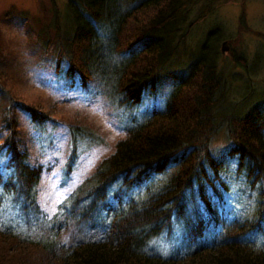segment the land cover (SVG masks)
I'll return each instance as SVG.
<instances>
[{
	"label": "trees",
	"instance_id": "trees-1",
	"mask_svg": "<svg viewBox=\"0 0 264 264\" xmlns=\"http://www.w3.org/2000/svg\"><path fill=\"white\" fill-rule=\"evenodd\" d=\"M197 7L205 10L191 18ZM212 9L206 0H66L67 20L65 13L57 14L49 25L51 37L47 27L40 28L38 44L53 51L67 68L66 76L79 79L85 88L95 85V91L120 108L139 102L146 89L160 85L163 73L170 74V88L175 89L163 109L125 129L114 150L50 217L42 215L38 203L43 166L24 163L9 117L19 124L21 110L39 125L55 120L12 99V109L3 112L4 129L10 133L2 146L15 155L10 160L16 180L9 187L21 197L24 210L17 228L0 225V264H264L263 103L226 113L229 149L224 156L238 159V173L257 191L250 216L229 220L215 212L188 226L182 240L192 232L193 240L202 244L185 253L163 255L150 246L152 238L173 227L175 217L186 215L189 195L207 196L205 182L212 183L207 166L218 171L226 159L216 157L212 148L224 115L220 110L230 99L228 74L218 62L221 34L209 33L187 71L177 72L181 79L176 87V75L168 71L191 29ZM64 81L70 89L64 77L58 83ZM75 122L80 121L68 125L70 132L77 126L79 136L91 135L86 125ZM168 168L157 188L145 183L128 200L107 202L118 181L139 186ZM120 190L115 197L120 198ZM102 210L107 216H101ZM96 217L109 226L99 231Z\"/></svg>",
	"mask_w": 264,
	"mask_h": 264
},
{
	"label": "rangeland",
	"instance_id": "rangeland-1",
	"mask_svg": "<svg viewBox=\"0 0 264 264\" xmlns=\"http://www.w3.org/2000/svg\"><path fill=\"white\" fill-rule=\"evenodd\" d=\"M200 2L205 0H199ZM117 4L116 2H113ZM208 12L191 29L170 61L168 71L175 77V87L181 79L178 73L187 71L200 48L212 31L221 34L219 48L227 41L228 51L218 58L219 66L228 74V99L221 108L219 128L212 140L216 157L225 155L229 149L227 137V114L236 108L240 111L257 103L264 104V0H206ZM202 7L191 13L195 18ZM67 20L66 0H0V225L15 227L22 207L21 197L9 187L15 181L11 158L14 153L4 151V138L10 132L4 129L3 112L14 106L12 99L26 102L50 115L54 123L32 122L23 111H18L19 124L12 117L10 129L16 131L15 142L24 163L43 166L38 186V203L42 215L49 217L58 205L89 176L101 158L114 150L116 142L125 136V129L141 122L154 110L163 109L171 93L174 81L163 73L160 85L146 89L139 102L120 108L104 98L95 85L85 88L79 79L73 81L66 76V69L53 57V51L38 44V31L48 28L57 14ZM59 18V17H58ZM236 56V59L234 57ZM243 65H242V64ZM56 67L60 68L58 72ZM178 72V73H177ZM170 75V74H169ZM66 82L58 83L61 78ZM173 83V84H172ZM69 89V90H68ZM88 96V97H82ZM241 103L238 105L236 103ZM10 113V111H8ZM86 125L91 135L79 136L77 126L69 130L72 121ZM80 122L74 124L81 125ZM69 123V124H68ZM2 130V133H1ZM73 133L76 138L72 139ZM4 137V138H3ZM218 171L207 166L212 183L205 182L206 197L197 192L191 195L186 215L175 217L171 229L150 240V246L163 255L185 253L201 241L193 240L192 232L187 239L181 236L188 226L197 225L210 218L211 213L220 212L230 218L249 217L256 201L257 191L252 190L246 177L238 173V159L227 153ZM15 166V165H14ZM217 168V167H216ZM165 172L153 173L139 186L128 187L118 181L113 185L107 202L118 204L136 194L142 184L157 188L167 176ZM169 172V171H168ZM210 176L206 177L208 179ZM9 181L7 182V180ZM144 181V180H143ZM145 184V185H146ZM213 184V185H212ZM142 185V186H141ZM13 186V185H12ZM14 187V186H13ZM120 190V198L115 194ZM137 189V190H136ZM123 210V209H122ZM122 210H117L120 212ZM101 216H107L105 210ZM110 219V218H108ZM99 231L109 226L106 219H95ZM208 227L205 232H209ZM107 230V229H106ZM264 239V237H262Z\"/></svg>",
	"mask_w": 264,
	"mask_h": 264
},
{
	"label": "water",
	"instance_id": "water-1",
	"mask_svg": "<svg viewBox=\"0 0 264 264\" xmlns=\"http://www.w3.org/2000/svg\"><path fill=\"white\" fill-rule=\"evenodd\" d=\"M227 45V41H225L224 43H223V46H222V52L224 53V52H226V51H228V46H226Z\"/></svg>",
	"mask_w": 264,
	"mask_h": 264
}]
</instances>
